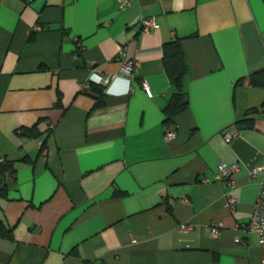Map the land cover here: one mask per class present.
<instances>
[{"label": "crops", "instance_id": "crops-1", "mask_svg": "<svg viewBox=\"0 0 264 264\" xmlns=\"http://www.w3.org/2000/svg\"><path fill=\"white\" fill-rule=\"evenodd\" d=\"M143 17L159 27L141 34ZM177 39L189 107L168 125L163 47ZM261 70L264 0H0V163L17 170L0 199L14 229L0 264H264L247 230L264 89L238 86ZM221 162L240 164L235 188Z\"/></svg>", "mask_w": 264, "mask_h": 264}, {"label": "trees", "instance_id": "trees-1", "mask_svg": "<svg viewBox=\"0 0 264 264\" xmlns=\"http://www.w3.org/2000/svg\"><path fill=\"white\" fill-rule=\"evenodd\" d=\"M163 52L164 67L170 78L171 85L175 89L169 104L164 110L167 117L166 123L172 125L174 119L189 107V99L184 90V84L189 73V68L181 39L166 43L163 47ZM239 85H246L247 87L255 89H264V70L252 73L240 79L238 82V86ZM262 107L264 109V103ZM258 111V109H255L252 113ZM27 134L35 136L38 132L36 131V128H33L30 131L28 130ZM16 174L17 170L14 162L3 160L0 163V199L6 197L9 187L15 182ZM0 238H14L13 227L8 226L2 220H0Z\"/></svg>", "mask_w": 264, "mask_h": 264}, {"label": "built area", "instance_id": "built-area-1", "mask_svg": "<svg viewBox=\"0 0 264 264\" xmlns=\"http://www.w3.org/2000/svg\"><path fill=\"white\" fill-rule=\"evenodd\" d=\"M26 2L29 0H25ZM134 0H119L120 3V9L124 10L127 7L131 6L132 2ZM140 33L141 34H147L150 33L152 30H155L159 27L158 23L155 21L154 18H146L143 17L140 20ZM37 29H40L39 27ZM78 41V39H75ZM119 60L122 63V72L132 77L134 74L135 69V62L128 58L127 56V49L121 48L119 53ZM111 82L110 77H101L99 80L100 84L108 85ZM142 86L144 90L147 92V94L152 97V91L150 89V86L147 82H143ZM236 133H227L225 134V139L227 142H231L232 139ZM176 133L174 129H168L166 132L165 140L166 142H171L175 140ZM240 171V164L234 163V164H227L225 162H221L218 166V175L217 178L219 181H222L228 185H230L232 188L236 187V178L237 174ZM250 174L254 179L260 180V193L252 214V217L250 219V222L247 226V230L251 233H255L259 237V243L261 246L264 247V163L259 166H255L251 168ZM238 204V199L233 196V194L227 195V202L226 207L230 210L234 211L236 206ZM182 229L188 230L187 226H182ZM210 231L214 236H217L219 234V227L216 224H212L210 226ZM237 241L241 242V239H238Z\"/></svg>", "mask_w": 264, "mask_h": 264}, {"label": "water", "instance_id": "water-1", "mask_svg": "<svg viewBox=\"0 0 264 264\" xmlns=\"http://www.w3.org/2000/svg\"><path fill=\"white\" fill-rule=\"evenodd\" d=\"M239 129H241V128H239Z\"/></svg>", "mask_w": 264, "mask_h": 264}]
</instances>
